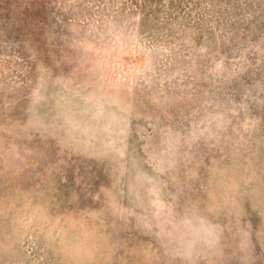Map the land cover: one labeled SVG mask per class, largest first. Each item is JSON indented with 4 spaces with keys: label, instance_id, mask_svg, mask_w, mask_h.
<instances>
[{
    "label": "rangeland",
    "instance_id": "obj_1",
    "mask_svg": "<svg viewBox=\"0 0 264 264\" xmlns=\"http://www.w3.org/2000/svg\"><path fill=\"white\" fill-rule=\"evenodd\" d=\"M0 264H264V0H0Z\"/></svg>",
    "mask_w": 264,
    "mask_h": 264
}]
</instances>
